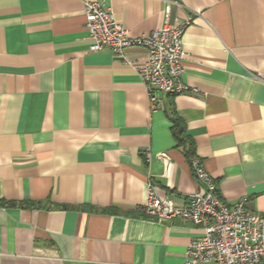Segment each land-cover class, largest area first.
<instances>
[{"label":"crops","instance_id":"crops-1","mask_svg":"<svg viewBox=\"0 0 264 264\" xmlns=\"http://www.w3.org/2000/svg\"><path fill=\"white\" fill-rule=\"evenodd\" d=\"M85 1L131 37L186 24L197 91L152 105L129 63L146 48L90 51ZM193 157L223 201L264 215V0H0V264H185L200 227L136 207L150 187L176 205L207 188Z\"/></svg>","mask_w":264,"mask_h":264},{"label":"built area","instance_id":"built-area-1","mask_svg":"<svg viewBox=\"0 0 264 264\" xmlns=\"http://www.w3.org/2000/svg\"><path fill=\"white\" fill-rule=\"evenodd\" d=\"M85 29L90 51L110 49L124 58L130 46H143L146 58L129 62L140 74L152 105L162 106L163 94L176 95L197 88L181 80L186 24H164L139 37H131L122 23L98 1L84 2ZM196 178L206 184L191 191L184 205L148 188L145 201L136 207L157 220L180 219L197 225L201 234L187 246L185 264H264V215L249 211L242 197L233 204L223 201L211 187L208 173L197 158L191 159Z\"/></svg>","mask_w":264,"mask_h":264},{"label":"trees","instance_id":"trees-1","mask_svg":"<svg viewBox=\"0 0 264 264\" xmlns=\"http://www.w3.org/2000/svg\"><path fill=\"white\" fill-rule=\"evenodd\" d=\"M171 129L176 137V140L179 145H185L186 144V155L190 154L193 151V145L189 141V137L185 133V126L181 122L180 119H178L176 116H173L171 118Z\"/></svg>","mask_w":264,"mask_h":264}]
</instances>
